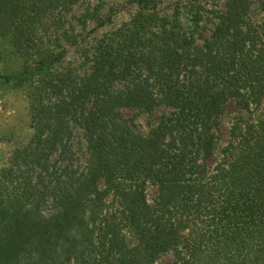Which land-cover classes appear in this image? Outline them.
Listing matches in <instances>:
<instances>
[{
  "label": "trees",
  "instance_id": "1",
  "mask_svg": "<svg viewBox=\"0 0 264 264\" xmlns=\"http://www.w3.org/2000/svg\"><path fill=\"white\" fill-rule=\"evenodd\" d=\"M124 3L97 35L107 0H0L32 130L0 167V264H264V0Z\"/></svg>",
  "mask_w": 264,
  "mask_h": 264
},
{
  "label": "rangeland",
  "instance_id": "2",
  "mask_svg": "<svg viewBox=\"0 0 264 264\" xmlns=\"http://www.w3.org/2000/svg\"><path fill=\"white\" fill-rule=\"evenodd\" d=\"M107 1L117 5L118 11L113 17L112 24L99 29L95 33L97 35L108 33L113 27L127 23L137 11L136 6L124 3L125 0ZM20 69V57L14 53L8 40L0 37V167L7 160L13 147L27 142L32 134L27 85L7 83L4 78V76H12ZM235 111L236 105L230 102L221 120L225 137ZM124 112L126 117L134 119L136 128L142 133H147L159 117V112L144 113L135 109H127ZM148 193L152 196L151 186L148 188Z\"/></svg>",
  "mask_w": 264,
  "mask_h": 264
}]
</instances>
